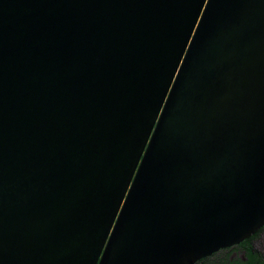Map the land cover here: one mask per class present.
<instances>
[{
    "label": "water",
    "instance_id": "95a60500",
    "mask_svg": "<svg viewBox=\"0 0 264 264\" xmlns=\"http://www.w3.org/2000/svg\"><path fill=\"white\" fill-rule=\"evenodd\" d=\"M264 222V0H0V264H193Z\"/></svg>",
    "mask_w": 264,
    "mask_h": 264
},
{
    "label": "flooded vegetation",
    "instance_id": "af4514ba",
    "mask_svg": "<svg viewBox=\"0 0 264 264\" xmlns=\"http://www.w3.org/2000/svg\"><path fill=\"white\" fill-rule=\"evenodd\" d=\"M193 264H264V222L247 238L219 248Z\"/></svg>",
    "mask_w": 264,
    "mask_h": 264
}]
</instances>
